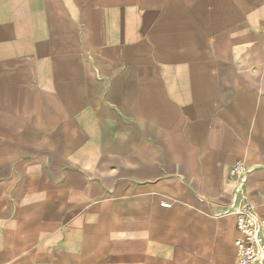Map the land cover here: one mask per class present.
<instances>
[{
  "label": "crops",
  "instance_id": "obj_1",
  "mask_svg": "<svg viewBox=\"0 0 264 264\" xmlns=\"http://www.w3.org/2000/svg\"><path fill=\"white\" fill-rule=\"evenodd\" d=\"M236 162L264 220V0H0V264H235Z\"/></svg>",
  "mask_w": 264,
  "mask_h": 264
},
{
  "label": "built area",
  "instance_id": "obj_2",
  "mask_svg": "<svg viewBox=\"0 0 264 264\" xmlns=\"http://www.w3.org/2000/svg\"><path fill=\"white\" fill-rule=\"evenodd\" d=\"M247 171L242 163L231 167L230 175L235 180L233 191L236 205V229L239 238L235 241V264H264V220L259 219L251 205L242 197ZM163 207H169L164 204Z\"/></svg>",
  "mask_w": 264,
  "mask_h": 264
}]
</instances>
